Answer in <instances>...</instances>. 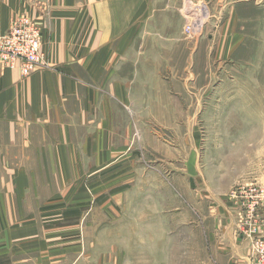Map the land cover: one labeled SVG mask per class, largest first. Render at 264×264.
<instances>
[{"label": "crops", "instance_id": "obj_1", "mask_svg": "<svg viewBox=\"0 0 264 264\" xmlns=\"http://www.w3.org/2000/svg\"><path fill=\"white\" fill-rule=\"evenodd\" d=\"M183 1L0 0V35L12 18L28 15L41 28L47 62L23 76L0 60V264H96L83 246L88 238L100 242L106 220L87 218L85 209L110 201L99 184L102 170L127 148L135 40L152 48L175 42ZM204 1L232 18L264 0ZM221 207L227 217L191 220L186 232L163 238L159 264L167 251V264H198L200 257L202 264H249L251 235L234 230L242 213ZM257 224L248 223L264 234V221Z\"/></svg>", "mask_w": 264, "mask_h": 264}, {"label": "rangeland", "instance_id": "obj_2", "mask_svg": "<svg viewBox=\"0 0 264 264\" xmlns=\"http://www.w3.org/2000/svg\"><path fill=\"white\" fill-rule=\"evenodd\" d=\"M219 7L184 0L175 42L152 48L135 40L127 148L102 170L99 184L110 201L85 209L87 218L106 220L100 242L88 238L83 246L89 263L159 264L163 238L186 232L191 220L227 217L224 202L238 218L241 207L228 199L233 189L264 187V1L232 18ZM192 13L201 28L188 34ZM243 219L234 230L247 238Z\"/></svg>", "mask_w": 264, "mask_h": 264}, {"label": "built area", "instance_id": "obj_3", "mask_svg": "<svg viewBox=\"0 0 264 264\" xmlns=\"http://www.w3.org/2000/svg\"><path fill=\"white\" fill-rule=\"evenodd\" d=\"M194 16L192 13L184 26L188 34L200 31L201 26H198ZM42 45L39 24L26 14L14 17L7 30L0 35V60L5 66L18 67L21 75L27 76L37 67L47 64ZM230 195L241 207L243 217L248 223L259 220L258 210L264 206L263 186L248 183L233 189ZM248 229L251 232L249 264H264V235L256 233L251 225H248Z\"/></svg>", "mask_w": 264, "mask_h": 264}]
</instances>
